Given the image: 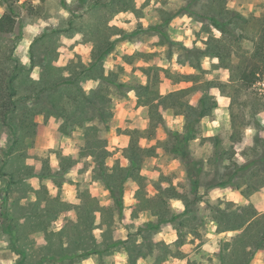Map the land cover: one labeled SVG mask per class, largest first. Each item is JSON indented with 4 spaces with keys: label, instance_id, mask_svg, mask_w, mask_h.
<instances>
[{
    "label": "rangeland",
    "instance_id": "obj_1",
    "mask_svg": "<svg viewBox=\"0 0 264 264\" xmlns=\"http://www.w3.org/2000/svg\"><path fill=\"white\" fill-rule=\"evenodd\" d=\"M228 2L229 0H156L161 7L153 6L151 16L158 17V21L145 29L139 19L144 17L143 9L152 0H146L139 10L135 0H74L72 5L67 0H40L38 5H34L33 0H24L23 4L17 0V28L12 34H0V65L2 64L5 73L16 75L18 101V111L11 126L3 125L0 121V140L6 141V146L0 147V239L6 238L8 241L7 250L0 248L4 260L10 258L5 253L12 251L20 257L16 264H81L82 260L90 256L97 259V264H117L116 254L126 252V264H138L141 258L146 264H173V261L185 260L187 264H201L203 260H207L208 264H242L245 251L241 243L234 240L241 232L225 230L228 228V218L221 216L219 212L228 215L238 207H253L259 214H264V124L257 118L259 113L264 112V53L254 58L257 46L264 49V0H238V4L254 6L247 17L236 9H227ZM58 7L70 11V18L61 19L58 27L43 29L30 47L26 51L20 49L21 56H16L19 45L26 38V26L37 24L41 19L47 21L53 18L54 14L50 9ZM0 8L4 9L1 18L7 9L4 0H0ZM121 11L135 14L138 22L133 31L108 27V22ZM256 11H260L259 17L255 15ZM185 15L191 17L193 23H202L200 31L193 30V34L197 40H201L202 35L208 36V40L203 41L205 49L195 47L196 41H193L192 48H187L182 42L171 39L173 32L184 27L182 17ZM178 18L181 23L173 27V22ZM124 22L131 23L129 20ZM211 27L219 31L224 28L226 32L217 39L212 34ZM77 32L84 35V40L77 44H87L90 41L94 43L92 62L85 65L83 58L77 53L75 59L69 60L66 66H58L55 62L61 54L57 49L67 47L71 52L77 46L63 45L61 36L72 38ZM115 34H119L120 39L110 42V37ZM155 36L159 37V41L149 43ZM125 42H139L154 49L166 46L167 51L163 56L159 51L148 52L147 49L137 51L134 55H124L123 60L133 66V73H125L124 68L117 65L115 71L105 76L104 61L116 51L117 45ZM207 50L221 54L222 61L205 70L202 60ZM177 53V63L181 66L190 65L196 69L195 73H181L172 66L173 56ZM24 55L29 57L30 65L21 63ZM206 56L213 57L208 54ZM164 59L169 65L167 68L158 66ZM138 61H143L144 64L139 69L135 67ZM251 64L259 65L260 79L246 88L239 78L240 68ZM35 67L41 68L38 81L30 76ZM137 70L143 73L147 84L160 94L162 88L167 94L184 91L182 100L189 103L195 99L196 105L193 107H197L200 98L206 95L208 101H215L218 105L203 119H207V124L202 123V120L195 125L198 138L187 142L186 158L176 150L179 141L175 133L184 135L182 141H186L185 124L192 122L193 117L187 119L171 109L162 112L164 125L157 131L155 138L146 139L149 146L145 148H155L156 154L144 158L142 167L133 170L134 177L124 183L123 209L120 211L115 207L111 194L103 197L102 191L98 190L93 197L90 186L107 189L106 182L109 181L118 192L122 189L120 175L128 174L133 169L131 162L128 166L121 167L124 158L130 161L129 141L126 148L114 146V152L106 151V145L113 138H120L123 143L122 138L129 137V130H142L140 124L145 119L148 120L146 129L149 127L148 109L142 106L144 101L141 98L139 100L136 92L142 86L140 78L134 75ZM225 70L229 77L227 81L221 79ZM65 71L70 73L67 78L63 76ZM213 72L216 73L214 78L206 79ZM123 75H131V80L122 83L120 77ZM88 80L100 81L99 86L90 94L85 93L82 88V83ZM133 89L137 97L135 100L127 95ZM212 89L219 90V98L211 93ZM219 99H224L226 103L221 105ZM169 104L171 106L172 101ZM215 109H219L221 115H217ZM224 112L228 113L226 120L222 118ZM33 114H36L34 121L38 124L37 128L31 124ZM165 114L170 115L173 121L181 115L184 120L169 128ZM249 126L254 127L256 132L253 144L240 153L246 161L240 164L235 145L242 143L244 129ZM13 129L18 134L16 142ZM236 130L243 139L234 144L233 135ZM208 132H213L214 135L208 136ZM161 133L165 139L160 138ZM212 137L221 139L219 155L216 154L214 141L210 139ZM152 140H156L155 145L151 144ZM66 149H72L75 158L73 155L64 156L62 153ZM117 153L121 155L117 156ZM53 154L59 160L58 169L50 165L49 157ZM89 155L94 158L95 168L86 180L85 173L91 164L85 162L80 169H76V165ZM109 158L114 159V166L111 168L105 163ZM28 159L35 163L27 165L25 161ZM153 159L156 160L155 164L152 163ZM173 162L177 164L175 168L171 167ZM100 163H103L102 167ZM234 164L244 169L235 172L237 169ZM142 168H147L150 174L159 172V179L151 180L148 176H141ZM165 169L168 170V175L164 174ZM72 170L77 172L74 180L66 176ZM34 178L40 185L39 191L29 183ZM196 179L197 186L194 183ZM129 180L135 182L139 190H135L128 183ZM173 180L177 181L175 185ZM48 181H51L53 189L57 191L56 196L50 194ZM95 181H99L100 185H95ZM221 181L228 183L212 187ZM65 183L74 188L75 198L81 201L79 205L65 199ZM163 184L168 186L163 187ZM171 186L176 187L186 199L195 200L190 205L189 213L181 219L186 223L182 231L187 233L195 228L199 235L187 234L184 239H177L169 245L163 239L156 242L154 237L161 232L170 234L166 231L169 225L178 234L177 226L165 223L156 231L148 224L158 222L153 212L163 209L162 191ZM214 189L222 193V198H217L215 203L209 199ZM229 191L239 197L241 203L229 200ZM151 192L156 195H150ZM32 193L37 197L35 202L32 201ZM126 194L131 195L135 203L126 204ZM251 196L256 203L241 199ZM102 198L110 199L112 203L101 207ZM21 200H26L27 203L22 205ZM165 200L174 214L181 213L172 208L170 201L174 199ZM221 204L225 205L223 209ZM70 211H75V222L67 215ZM129 211L130 217L127 215ZM96 213H100L99 224L96 223ZM141 214L148 217L147 222L137 231H132L136 228L134 222ZM61 216L62 228L55 231L54 222L60 220ZM215 218L218 219L217 222ZM10 223L16 234L13 238L6 233ZM121 228L126 233H121ZM96 229L100 230L99 236L94 235ZM229 232L233 235L229 236ZM209 233L217 238L219 249L212 255L202 251L203 244L209 242L206 238ZM124 234L127 235V240L123 239ZM41 236L44 243L37 244ZM138 239L143 242L137 244ZM197 240L200 241L199 244L196 243ZM119 241L124 244L114 245ZM185 246L187 250H184ZM90 252L97 253L88 255ZM255 252L250 264L257 259V253L264 250ZM196 256L201 259L196 260ZM60 257H64V261H56ZM259 259L264 264V256Z\"/></svg>",
    "mask_w": 264,
    "mask_h": 264
},
{
    "label": "clouds",
    "instance_id": "obj_2",
    "mask_svg": "<svg viewBox=\"0 0 264 264\" xmlns=\"http://www.w3.org/2000/svg\"><path fill=\"white\" fill-rule=\"evenodd\" d=\"M19 2H20V4H23L24 0H19ZM73 2H74V0H67V3L69 5H72ZM145 2H146V0H135L136 8L139 10ZM33 4L34 5L40 4V0H33ZM153 6L161 7L160 4L156 3V0H152V3L149 4L148 7L143 9V11L145 13L144 17H141L139 19V23H141L145 29H147L151 23H156L158 21V17L151 16ZM226 7L229 10L236 9L237 11L243 13V15L247 17L248 14L253 11L254 6L252 4H238V0H229ZM245 9H247V11H245ZM50 11L54 14L53 18H51L47 21L41 19L38 21L37 24H29L26 26L25 32L27 35H26V38L24 39V41L19 45V48H18L17 52L15 53L16 56H21L20 49H24L26 51L30 47L31 43L35 40V38L40 35V33L42 32L43 29L48 28L49 26L58 27L61 19L67 20L71 16L70 11H68L67 9H65L63 7L52 8V9H50ZM3 12H4V9L0 8V15H2ZM57 13H58V15H57ZM260 14H261L260 11L255 12V15L257 17H259ZM125 20H129V21H131V23H125L124 22ZM182 21L184 23V27L182 29H179V30L173 32V34L171 35V39L174 41L182 42L185 45V47H187V48H192L193 47V41H196L195 47H198L200 49H205L206 44L203 41H207L208 36L202 35L201 40H197V37L193 34V30H195L196 32L200 31V29L203 27L202 23H199V22L193 23L192 18L187 16V15L182 17ZM137 22H138V20H137L135 14L133 12L121 11V12L115 14L114 17L108 22V27L109 28L115 27V28L122 29V30L127 31V32H131L134 30ZM179 23H181V19L178 18L176 21L173 22V27H175ZM181 32H183L184 34L182 35ZM211 32H212V34H214L215 38H217V39L221 38V36H222V33L219 30H217V28H215V27H211ZM185 36H187V39L185 38ZM119 39H120V35L115 34V35H112L110 37V42H115ZM83 40H84V35L81 32H77L72 38H68L67 36H61V42L63 45H65V46L77 45V46L71 52L68 51L67 47L58 48L57 51L61 55L59 57V60L56 61L55 63L58 66H62V67L66 66L68 64L69 60H74L76 54L79 53L81 55V57L83 58V63L85 65L90 64L92 62L91 53L93 52L95 45L91 41L88 42L87 44H84V43L77 44V42H82ZM158 41H159V37L155 36L149 41V43H155ZM143 49H147L148 52L159 51L162 56L167 51L166 46L159 48V49H154V48H149L147 44H141L139 42L138 43L125 42V43L119 44L116 46V51L112 52L109 55V57L104 61L103 66L105 69V73H104L105 76H108L110 74V72L115 71L117 65H120L121 67H123L125 70V73L132 74L133 73V66L127 64L123 60V57H124V55H134L137 51H140ZM178 56H179V53H177L176 55L173 56L172 66L174 68L178 69L181 73H185V72L186 73H195L196 72V69L191 67L188 64H185L183 66L179 65L177 63ZM113 57H115V59H113ZM21 63L23 65H26V66L30 65L29 57L27 55L22 56L21 57ZM219 63H220V60L218 57H211L210 58L208 56H205L202 60V67H203V69L208 70L211 68L212 64H219ZM141 66H144L143 61H138L135 65V67L137 69H139ZM158 66L167 68L169 65H168L167 60L164 59ZM40 72H41V68L35 67L34 70L30 73L31 78L38 81L40 79V75H39ZM134 75L137 78H140L142 86L147 85V79L143 76V73H141L139 70H137L134 73ZM215 75H216V73L213 72L212 74L207 75L206 79L212 80ZM63 76L67 78L70 76V73L65 71L63 73ZM228 78H229L228 72L225 70L223 72V75L221 76V79L223 81H227ZM120 80L122 83H128L131 80V75H123L120 77ZM99 84H100L99 80H96V81L88 80L87 82L82 83V88L84 89L85 93L90 94V92L92 90H94L95 88H97L99 86ZM181 87H183V85H181ZM211 93L215 94L218 98L220 96L218 89H212ZM166 94L167 93L162 88L161 89V95H166ZM127 95L129 97H131L133 100H135L137 98L134 89L132 91H129ZM189 103L192 106H195L196 100L195 99L190 100ZM219 103L221 105H223L226 102L224 99H219ZM118 107H119V105H118ZM140 111H143V109H140ZM214 112L217 113V115H221L219 109H215ZM227 117H228L227 112L222 113V118H224L226 120ZM257 118L260 119L262 124H264V112L259 113ZM50 119H54V118H50ZM165 119L168 121V127L172 128L173 124L178 125V124L182 123V121L184 120V117L181 115V116L177 117L175 121H173L170 115L165 114ZM202 123L207 124L208 123L207 119L203 120ZM147 125H148V120L145 119L141 122L140 127L143 130V129L147 128ZM217 126H219V122H217ZM130 127H132V126H130ZM179 130L181 132H183L182 128H180ZM255 132H256V130L254 127L249 126V127L245 128L244 129V139H243L242 143L235 145L236 157L238 158V162L240 164H244L246 162L245 158L243 156H241L240 153L243 152L246 147L251 146L253 144V137L255 135ZM114 133H115V129H113V135H114ZM207 135L212 136V135H214V133L208 132ZM160 138L165 139L166 137L163 135V133H161ZM122 139H123V143L120 142V138L111 139L109 141L108 145H106V151L114 152L115 151L114 146H119L120 148H126L128 146V141L130 138L129 137H123ZM151 144L155 145L156 140H152ZM5 146H6V141L0 140V147H5ZM140 146L141 147L149 146L147 143V140L141 139L140 140ZM157 152H160V149H157ZM62 154L64 156L73 155L75 158V154H74L72 149H66L63 151ZM120 155H121V153H117V156H120ZM49 159H50V165L52 167L58 169L59 168V160L56 158V156L53 154L49 157ZM93 159L94 158L89 155L85 158V160L80 161L76 165V169H80V168H83L85 162H88L91 164V167L85 173V179L86 180L91 176L92 171L95 168V164L93 162ZM25 163L27 165H32L35 162L31 159H28L25 161ZM105 163H106L107 167L111 168L114 166V159L109 158L105 161ZM129 163H130V161H128L127 158H124L123 162L121 163V167H126L129 165ZM152 163L155 164L156 160L153 159ZM176 166H177L176 162H173L171 165L172 168H175ZM161 167L163 168V165H161ZM164 174L168 175L167 169L164 170ZM140 175L141 176H148L151 180H158L160 173L156 172V173L150 174L147 168H142L140 171ZM66 176L68 178L74 180L77 176V172L75 170L69 171L66 174ZM29 183L31 184V186L36 191H39L40 185H39L37 179L34 178V179L30 180ZM128 183L132 184L133 187L135 188V190H139L138 186L135 185V182L129 180ZM176 183H177V181L173 180V185H175ZM94 184L98 186V185H100V182L95 181ZM162 186L167 187L168 185L163 184ZM47 187L50 189V194L52 196L57 195V191L53 189L51 181L47 182ZM63 187L66 190L65 199H67L69 202H72L74 204L79 205L81 203V201L79 199L75 198L74 188L69 187V185L67 183H65ZM98 190L102 191L103 197H109L110 196V191L108 189H106V188L98 189L97 187L90 186V192H91V195L93 197H95L97 195ZM150 195L154 196V195H156V193L151 192ZM217 198H222V193L219 190L214 189L210 193L209 199L211 202L215 203ZM36 199H37V197L35 196L34 193H32V201L35 202ZM228 199L234 201V203H236V204L241 203V200L239 199V197L235 196L231 191L228 192ZM125 202H126V204H129V205L135 203V201L132 199V196L129 194H126ZM26 203H27L26 200H21L22 205H24ZM111 203H112V201L110 199H103L102 198L100 200L101 207L109 206ZM170 203H171L172 208L177 210L178 212L186 211L185 205L182 201L174 199V200L170 201ZM243 203L246 204L247 201H243ZM203 206H204V204H203V202H201V207H203ZM224 206H225L224 204H221L220 205L221 209H223ZM67 215L74 222L76 221L77 217L75 215V211H70L67 213ZM127 215L130 217V215H131L130 211L127 213ZM96 216H97L96 223L99 224L100 223V219H99L100 213H96ZM62 220H63V216H61L60 220L54 222V224H55L54 230L55 231L61 230ZM147 220H148V217H146L144 214H141L140 218L134 222L136 224V228L132 229V231H137V229L143 223H146ZM166 231L169 232L170 234H165V232L158 233L157 235H155L154 240L156 242H159L161 239H163L166 244L171 245V244H173L174 241L179 239L176 230L173 229L171 225L168 226V229ZM99 232H100V230L96 229L94 231V235L99 236ZM120 232L126 233V230L121 228ZM228 235L231 236V235H233V233L229 232ZM127 238H128L127 235L124 234L123 239L127 240ZM189 238L191 239V237H189ZM206 238L209 240V242L203 244L202 251L208 253L209 255H212L213 253H215L216 251L219 250L217 247V238L215 236H212L210 233ZM142 242H143L142 239L137 240V244H140ZM42 243H44V240H43V237L41 236L37 240V244H42ZM196 243L199 244L200 241L197 240ZM65 247H67V245H65ZM0 248H3L5 250L8 249V241L6 238L0 239ZM184 250H187V246H185ZM249 251H251L250 248H249ZM262 256H264V252H258L257 253V259L253 261V264H262V262L259 259ZM19 259H20L19 255H17L14 252H11L9 259H7V260L0 259V264H16V261H18ZM195 259L200 260L201 258L199 256H196ZM116 260H117V264H121V262H124V264H126L127 253L123 252V253L116 254ZM81 264H97V259L95 257L90 256L89 258L82 260ZM138 264H146V262L143 258H141L138 261ZM173 264H187V261L186 260L183 262L173 261ZM201 264H208V261L203 260L201 262Z\"/></svg>",
    "mask_w": 264,
    "mask_h": 264
},
{
    "label": "trees",
    "instance_id": "obj_3",
    "mask_svg": "<svg viewBox=\"0 0 264 264\" xmlns=\"http://www.w3.org/2000/svg\"><path fill=\"white\" fill-rule=\"evenodd\" d=\"M6 4V12L4 15L0 18V34H12L15 32L17 28V0H4ZM222 34H225L226 29L221 28L220 29ZM264 49L257 46L255 52H254V58H258L263 52ZM14 51H12L11 57L13 58ZM212 55L213 57H218L220 61L221 54L213 51L207 50V53L204 55ZM221 63V62H220ZM2 65V64H1ZM0 65V121H2L3 125L11 126L10 123H12V120L15 117V114L18 111V101L16 100L17 96V90L15 87V81H16V75L14 73L7 74L4 72L3 67ZM224 67V66H223ZM226 69H229L228 67H225ZM18 69V66H17ZM241 75H240V81L243 85L246 86V88L251 87L253 84H255L259 79V65L257 64H251V65H243L241 68ZM262 73V72H261ZM264 75V71H263ZM63 84H68L67 82H63ZM122 85L119 86L121 88ZM136 92L138 93L139 100L140 98L144 101L143 107H146L148 109V115L150 119V124L148 129L146 130H129L127 132V135L129 136V160L131 162V167L133 169L129 170L130 173L128 174H121L120 175V185L122 188L117 192V190L114 188V185L107 181L106 187L110 191L111 197L114 200L115 207L119 208L120 211L123 209V185L124 183L129 179L133 178L134 175L133 170L140 169L143 165L144 158L147 156H153L156 154L155 148H145L140 146V140L141 139H152L155 138L157 131L164 125V118L162 112L166 109H171L176 113H180L183 116H185L187 119H191L192 122H187L185 124V132H186V141H182V137L184 135L180 133H175L178 141L179 146H177V151L181 153L183 158H186L187 156V150L186 146L189 145L187 142L193 141L196 138H198L197 128L195 125L200 123L205 117H208L213 110L214 107H216L218 104L217 102H210L207 99V96L204 95L200 98L199 104L197 107H193L190 105V103H186L182 100L184 91H177L173 92L167 95H161L157 91L153 90V88L150 86V84H147L146 86H140L137 88ZM187 93V91H186ZM141 100V101H142ZM172 101V105L169 106V102ZM179 109H183L182 112H179ZM36 114H33L31 117L33 121H31V124L34 127H38V124L34 121V117ZM236 128V125H235ZM14 139L16 142V139H18V134L15 131V129L12 130ZM149 134V135H148ZM214 141V147L216 154H220V147H221V139L219 137H212L210 138ZM242 135H240V132L236 130L235 134L233 135L234 144L240 143L242 141ZM188 149V146H187ZM62 165V164H61ZM103 163H100V167H102ZM235 168L238 172L239 170H243L244 167H239L236 164ZM133 175V176H132ZM195 185H198L197 179L195 180ZM228 182L221 181L217 184H214L212 187H220L226 185ZM162 197L164 198L163 202V209L158 210L154 213V216L158 219L157 223L150 222L148 225L152 230H158L163 224L172 223L176 225L177 231H178V237L180 240L184 239L187 234L189 235H199L198 230L193 228L191 232H183L182 230L186 227V223L182 221L181 219H184V217L189 213V208L192 203H194L195 200H188L186 199L181 192L178 191V189L174 186H171L169 188H166L162 191ZM168 198V200L176 199L183 201L185 203L186 211L181 212L179 214H174L170 208V205L165 200ZM208 204V202H207ZM222 215L226 216L228 219L226 220V223L228 225V228L225 230L227 231H237L241 232L239 236H236L234 239L235 241H239L241 243V246H243L245 258L242 261V264H250L252 259L255 257L256 250H264V214H259L253 207H238L235 212L232 214H225L219 212ZM216 222L218 221L217 218L214 219ZM199 223V222H198ZM220 225V223H219ZM7 231L12 237H16V234L14 233V229L10 224L7 225ZM201 237V235H200ZM184 241V240H183ZM124 244L123 241L116 242L114 245H120ZM249 248L251 251H249ZM97 252H90L88 255L94 254ZM23 255V254H21ZM219 257H222V253L219 254ZM56 261L62 262L64 261V257L58 258ZM239 264V263H237Z\"/></svg>",
    "mask_w": 264,
    "mask_h": 264
},
{
    "label": "crops",
    "instance_id": "obj_4",
    "mask_svg": "<svg viewBox=\"0 0 264 264\" xmlns=\"http://www.w3.org/2000/svg\"><path fill=\"white\" fill-rule=\"evenodd\" d=\"M254 197H256V196H254ZM241 199H248L252 204H254V203H256L255 202V198H254V200H253V198H252V196L251 197H249V198H245V197H241ZM10 209H8V211H9ZM6 233H8V231H6ZM7 235H9V236H11L9 233L7 234ZM11 238H13L12 236H11ZM5 252V251H4ZM12 251H9L8 253H5V255H6V257L7 256H9L10 257V253H11ZM0 257L2 258V259H4V254L3 253H0Z\"/></svg>",
    "mask_w": 264,
    "mask_h": 264
}]
</instances>
